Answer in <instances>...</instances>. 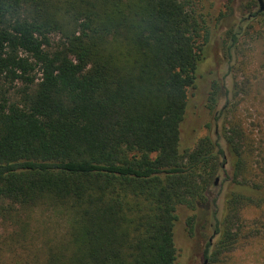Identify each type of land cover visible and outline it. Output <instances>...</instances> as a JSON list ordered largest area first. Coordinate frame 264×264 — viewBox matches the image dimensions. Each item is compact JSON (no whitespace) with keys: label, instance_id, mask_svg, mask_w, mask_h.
Returning <instances> with one entry per match:
<instances>
[{"label":"trees","instance_id":"1","mask_svg":"<svg viewBox=\"0 0 264 264\" xmlns=\"http://www.w3.org/2000/svg\"><path fill=\"white\" fill-rule=\"evenodd\" d=\"M196 1L0 0V217L20 225L46 209L65 222L40 248L26 223L0 237V257L13 242L0 264H178L176 209L215 204L217 175L225 191L204 257L216 264L250 236L240 213L263 206L264 184L250 183L252 144L229 115L233 79L230 95L216 80L208 92L219 134L180 147L212 38ZM238 34L225 33L227 56ZM186 223L192 234L195 215Z\"/></svg>","mask_w":264,"mask_h":264},{"label":"rangeland","instance_id":"2","mask_svg":"<svg viewBox=\"0 0 264 264\" xmlns=\"http://www.w3.org/2000/svg\"><path fill=\"white\" fill-rule=\"evenodd\" d=\"M254 1L255 5L250 4L251 0L196 1L199 12L204 15L207 25L210 26L212 38L206 53L208 56L200 64L196 74V87L190 92L181 125L180 147L191 148L200 137L219 134L220 120L214 124L213 115L206 107L208 92L212 80H216L224 86V91L225 88L229 89L230 95L232 90L229 87L233 79L236 83L234 93L237 95L230 101L237 104L229 115L242 123L252 144L253 166L250 174L254 180L250 183L264 184V15L254 18L250 16L258 8L257 1ZM229 29L239 31V34L236 36V45L231 46L230 55L227 56L223 51L222 41L230 43L225 37ZM224 91L216 105L217 112L227 101V91ZM208 122L212 123L209 129L206 128ZM216 178L218 180L214 184ZM222 179L221 175L215 176L210 186L209 198L216 196L215 204L208 200L206 205L202 203L194 210L184 206L177 207L173 233L178 264H211L203 252L206 242L213 238L215 217L219 218L221 214L222 196L225 191ZM258 203L259 201L247 203L240 213L243 235L251 233L250 236L239 239L229 251L223 252L216 264H264V204L257 207ZM193 214L195 226L190 234L186 220ZM28 215H21L20 225H15L7 216L0 217V237L9 236V232L18 231L20 226L26 223L34 235L33 244L40 248L46 239H53L64 233L65 222L62 215L46 209H37ZM12 247L13 242L4 247L0 261H12L8 254ZM17 249L21 250L19 246Z\"/></svg>","mask_w":264,"mask_h":264},{"label":"water","instance_id":"3","mask_svg":"<svg viewBox=\"0 0 264 264\" xmlns=\"http://www.w3.org/2000/svg\"><path fill=\"white\" fill-rule=\"evenodd\" d=\"M257 1V3H258V9L260 10V11H262L263 9H264V1L263 0H256ZM217 178L215 179V181H214V184H216V182H217Z\"/></svg>","mask_w":264,"mask_h":264}]
</instances>
